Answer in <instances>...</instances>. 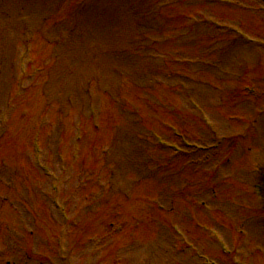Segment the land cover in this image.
<instances>
[{"label":"rangeland","instance_id":"1","mask_svg":"<svg viewBox=\"0 0 264 264\" xmlns=\"http://www.w3.org/2000/svg\"><path fill=\"white\" fill-rule=\"evenodd\" d=\"M25 46L37 62L20 87ZM0 113V264H67L34 133L70 211L68 264H202V253L230 264L232 252L233 264H264V0H0ZM168 121L208 148L158 147L152 130L176 140ZM180 220L193 248L176 252Z\"/></svg>","mask_w":264,"mask_h":264}]
</instances>
